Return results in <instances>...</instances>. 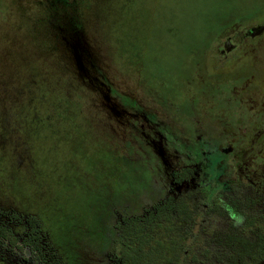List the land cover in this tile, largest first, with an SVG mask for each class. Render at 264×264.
Masks as SVG:
<instances>
[{
	"label": "rangeland",
	"instance_id": "374dc122",
	"mask_svg": "<svg viewBox=\"0 0 264 264\" xmlns=\"http://www.w3.org/2000/svg\"><path fill=\"white\" fill-rule=\"evenodd\" d=\"M77 1L82 10L86 6L87 13L90 5L97 16L104 42L96 54H102L104 76L122 92L148 97L154 102L169 100L186 109L188 95L202 90L218 107L225 106L226 96H231L230 88L251 70L246 66H253L254 79L258 74L259 78L249 88L250 96L258 94L264 102V31L259 37L243 42L242 45L254 49L251 57L250 52L247 54L250 58L229 69L211 68V55L225 39L234 42L232 37L241 31L256 26L264 28V0ZM2 3L0 8L6 11L8 19L0 23V212H9L14 217L15 234L25 232L24 214L38 217L51 240L46 249V263L58 264L57 255L61 253V264H69L68 257L75 248L72 240L85 229L91 230L84 227L97 225L95 212L99 203L95 197L107 192L105 180L129 195H136V184L130 186L131 179L137 170L143 174L147 169L144 164L147 154L157 158L165 153L159 146L155 149L158 154H154L151 147L152 153L143 144L123 143L117 135L106 136V129L96 131L116 126L121 108L103 98L104 88L91 79L92 73L84 83L75 84L68 74L74 75V70L56 66L54 52L46 48L47 40L37 36L32 17L35 15V21L38 13H33L32 8L29 11L26 0H2ZM81 41L78 36L72 44V58L80 77L87 74L85 68L91 72L82 64L92 61L91 49L85 52L81 47L82 52H76ZM7 42L12 44L9 50ZM216 74L221 76L213 78ZM222 77L224 82L218 81ZM215 79L220 83L213 82ZM89 91L98 97L91 99ZM43 111L50 115L47 125L39 121L43 119ZM219 116L222 118L223 114ZM165 172L161 170L160 174ZM153 175L151 182L144 181L140 199L146 202L154 198L153 191L164 185L158 182L159 173ZM125 206L129 213L137 211L135 200ZM202 224L206 226V222ZM203 231L204 227L202 232L197 227L191 230L190 245L195 254L204 255L206 249H216L200 242L209 233ZM166 235L160 234L162 248L169 242ZM222 235H219L223 243L220 249L231 257L235 235L226 233L224 239ZM81 245V259L89 264L87 243ZM161 251L163 254L166 250ZM206 256L198 258L202 264H220Z\"/></svg>",
	"mask_w": 264,
	"mask_h": 264
},
{
	"label": "flooded vegetation",
	"instance_id": "af4514ba",
	"mask_svg": "<svg viewBox=\"0 0 264 264\" xmlns=\"http://www.w3.org/2000/svg\"><path fill=\"white\" fill-rule=\"evenodd\" d=\"M26 4L29 11L32 8L33 13H38V19L34 21L35 15L32 17L37 36L47 40L46 48L54 52L56 66L74 70V75L68 74L75 84L84 83V79L87 80L92 73L91 79L104 88L103 98L121 108L115 120L116 126L108 125L96 131L106 129V136L117 135L123 143L143 144L148 149L151 147L154 154H158L155 149L159 146L165 153L164 156L158 154L157 158L147 154L144 161L147 169L143 174L137 170L134 179H131L130 186L136 184V195H129L126 190L105 180L107 192L95 197L99 203L95 212L97 225L84 227L91 230L85 229L81 236L72 240V247L75 248L72 256L68 257L69 264H87L81 259V244L85 242L89 264H159L158 260L164 258L167 263L182 261L189 264L187 250L194 227L201 232L204 227L203 232H209L200 242L203 245L213 243L220 262L231 257L236 260L238 252H246L243 260L249 264H264V102L258 94L250 96L249 88L259 78H256L258 74L254 79L253 66H246L251 70L230 88L231 96H226L225 106L218 107L214 100L205 97L202 90L198 94L191 91L194 94L188 95L186 109L169 100L154 102L148 97L122 92L104 76L106 69L102 67V54H96L104 39L90 5L87 13L86 6L82 10L77 0H26ZM2 5L0 0V7ZM6 19V11L0 8V23ZM263 31L262 26L241 31L237 37H232L236 44L225 39L211 55L212 70L221 67L229 69L236 62L250 58L253 47L242 44L259 37ZM78 36L82 45H76V52L80 53L81 47L85 52L92 50V61L82 64L91 72L85 68L83 70L87 74L81 77L72 58V44ZM3 42L6 43V40ZM7 44L9 50L12 44ZM217 75L220 74L213 78ZM229 77H232V72ZM216 79L213 82H224L223 77L222 80ZM89 92L93 95L91 99L98 97L95 92ZM220 114H223L222 118ZM42 115L43 119L39 121L43 120L47 125L50 115L45 111ZM55 135L57 138L58 133ZM161 170H165V174H160ZM152 172L159 173L158 182L164 185L153 191L154 198L146 202L140 198L144 181L148 179L151 182L154 177ZM134 200L137 211L129 213L125 205ZM14 222L9 212H0V264H10L9 260L14 264H25V261L45 264L48 240L49 243L51 241L46 226L38 217L24 214L25 232L15 234ZM205 222L206 226L202 224ZM215 222L218 225H214ZM244 230L246 233H241ZM229 232L235 235L232 241L235 249L231 257L223 254L225 251L220 249L223 243L219 239L220 234ZM163 233L167 234L165 239L169 242L164 246L165 256H159L155 245L161 244L159 238ZM245 240L247 251L241 244ZM181 247L182 255L179 254ZM56 253L59 254V251ZM60 254L57 255L60 259L58 264L62 263Z\"/></svg>",
	"mask_w": 264,
	"mask_h": 264
},
{
	"label": "trees",
	"instance_id": "16d2710c",
	"mask_svg": "<svg viewBox=\"0 0 264 264\" xmlns=\"http://www.w3.org/2000/svg\"><path fill=\"white\" fill-rule=\"evenodd\" d=\"M241 233H246V232L244 230V231H241ZM191 236H192V233H191ZM191 238H193V237H191ZM232 240H235L234 236H232ZM212 244L213 243H207L206 247L208 248ZM241 244L243 245V249L247 251L248 245L246 243V240L244 242H242ZM155 248L158 251L157 255H159V256L162 255L163 256L164 253L163 254L161 253L162 252L161 250H164V248H162V245H160L158 243V245H155ZM157 251H155L154 253H156ZM195 252H196L195 249H191V245H190L187 255L190 257V261L192 263L194 262L195 264H202L201 261L198 258L202 257L204 259L205 257H207L206 255H208L209 257H213L218 263H222V264H249L248 262H246V260H243L244 256L246 255V252H243V253L238 252L239 256H237L238 258L236 260H232V259H235V258L231 257V258H228L229 260H226V261L224 260L223 262H220V259L218 258V254H217L216 250L206 249L204 255H202L200 252L195 254ZM179 254L180 255L183 254L182 247H181V251H180ZM237 260H239V262H237ZM179 262H182V261H173V262H169L168 261V263H174V264H179ZM191 262L189 264H191ZM158 263L159 264H165V263L168 264L166 258H164L162 260L160 259L158 261Z\"/></svg>",
	"mask_w": 264,
	"mask_h": 264
}]
</instances>
